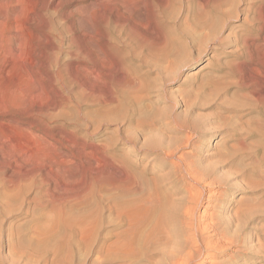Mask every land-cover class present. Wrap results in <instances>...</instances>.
Here are the masks:
<instances>
[{
	"label": "rangeland",
	"instance_id": "obj_1",
	"mask_svg": "<svg viewBox=\"0 0 264 264\" xmlns=\"http://www.w3.org/2000/svg\"><path fill=\"white\" fill-rule=\"evenodd\" d=\"M219 2L192 44L194 17ZM256 64L264 67V0H0V264H170L195 231L203 242L191 264H264ZM171 115L204 136L168 126ZM119 162L137 180L121 178ZM174 163L207 180L193 185ZM198 194L199 205L189 202ZM138 196L174 205L179 218L161 249L137 244L123 256L114 243L129 223L117 207Z\"/></svg>",
	"mask_w": 264,
	"mask_h": 264
},
{
	"label": "bare ground",
	"instance_id": "obj_2",
	"mask_svg": "<svg viewBox=\"0 0 264 264\" xmlns=\"http://www.w3.org/2000/svg\"><path fill=\"white\" fill-rule=\"evenodd\" d=\"M215 5H204L203 7H202V10H204L203 11V13L202 14H199L198 15V17L196 16V17H194V19L195 20H193V22H192V25H193V28L190 30V31H188V32H186L185 33V35H187V37H188V39L190 40V42L192 43V44H194V45H196L198 42V40H197V34L199 35V33L202 31V33H203V31H205V30H207L209 27H210V19H211V17H213V16H216V15H218V14H220V10H221V7L224 5V4H220V2L219 3H214ZM204 15V16H203ZM210 16V18H209V16ZM204 17V18H203ZM263 18L261 17V14L259 15V18H258V20H262ZM257 20V21H258ZM187 30H189V29H187ZM199 32V33H198ZM202 35V34H201ZM205 35V34H204ZM209 38V37H208ZM211 39V38H210ZM215 39V38H214ZM204 40V39H203ZM208 40V39H207ZM212 40H213V38H212ZM209 41V40H208ZM202 42V41H201ZM210 42V41H209ZM248 41H247V39H244L242 42H239V44H245V43H247ZM200 44V43H199ZM183 46H184V44H183ZM241 46V45H240ZM181 48V47H180ZM194 48V47H193ZM199 48V47H198ZM215 48V47H214ZM182 49V48H181ZM186 49V48H185ZM200 50V49H199ZM181 51H183V50H181ZM202 51H204L203 49H202ZM187 56V55H186ZM182 57V56H181ZM183 57H184V55H183ZM177 61V60H176ZM191 61V60H190ZM175 62V61H174ZM180 62V61H179ZM189 62V61H188ZM180 63H182V62H180ZM216 63V62H215ZM183 64V63H182ZM229 64V63H228ZM169 65V64H168ZM173 65V64H172ZM180 65V64H179ZM184 65V64H183ZM176 66V65H175ZM233 65H231V67H232ZM169 67H171V65L169 66ZM185 67V66H184ZM230 67V68H231ZM242 68V66H241V64H239L238 66H237V68H234L233 70H235L236 69V72L237 71H240V70H242L241 69ZM168 69V68H167ZM252 69V68H251ZM251 69H250V71H251ZM224 70V68H222L221 66H215L214 67V71H218V72H222ZM254 70H255V72L257 73V77H255L256 79L257 78H259V80L261 81V79H264V67L263 66H259V65H257L256 64V67H254ZM241 72V71H240ZM242 75H243V73H242ZM242 77V76H241ZM243 78V77H242ZM244 79V78H243ZM168 80V79H167ZM258 80V79H257ZM135 81V80H134ZM202 81H204V80H202ZM239 82H240V80H238ZM244 81V80H243ZM206 81H204V83H205ZM237 84H239V83H237ZM240 84H241V82H240ZM142 85V84H141ZM207 85V84H206ZM244 85H245V83H243L242 85H241V88H243L244 89ZM217 86V85H216ZM239 86V85H238ZM237 86V87H238ZM135 87V86H134ZM199 87V86H198ZM210 87V86H209ZM214 87H215V84H214ZM139 88V87H138ZM240 88V87H239ZM246 88V87H245ZM250 88V87H249ZM137 89V88H136ZM135 89V90H136ZM142 89V88H141ZM161 89V88H160ZM139 90V89H138ZM141 91V90H140ZM199 91V90H198ZM198 91H197V93H198ZM220 91V90H219ZM261 92L260 93H255V95H256V100H257V104H259V106L257 105V107L258 108H255L256 109V111L257 112H259V113H261V112H264V110H262L261 111V108L264 106V100H263V96H264V89H262V90H260ZM202 92V91H201ZM215 92H217V91H215ZM143 93V92H142ZM141 93V94H142ZM148 93V92H147ZM194 93V92H193ZM135 94V93H134ZM189 94V93H188ZM201 94V93H200ZM145 95V94H144ZM149 96V95H148ZM164 96V95H163ZM200 96V95H199ZM205 96V95H204ZM139 97V96H138ZM206 97V96H205ZM140 98H141V96H140ZM143 98V97H142ZM146 98V97H145ZM163 98V97H162ZM195 98V97H194ZM136 99H139V98H135V100ZM147 99V98H146ZM134 100V101H135ZM136 101H138V103H139V101L140 100H136ZM188 101V100H187ZM195 102V101H194ZM184 103V102H183ZM149 104H151V102L149 103ZM191 104V103H190ZM207 104V103H206ZM187 105H188V103H187ZM203 105H205V104H203ZM202 105V106H203ZM146 106V105H145ZM150 106H153V105H150ZM191 106V105H190ZM200 106V105H199ZM154 108V107H153ZM188 108V107H187ZM189 109H192L191 107L189 108ZM157 110V109H156ZM170 110V109H169ZM173 110V109H172ZM191 111V110H190ZM154 112V111H153ZM161 112H162V110H161ZM160 112V113H161ZM140 113V112H139ZM159 114V113H158ZM164 115V114H163ZM144 116V115H143ZM153 116V115H152ZM189 117V116H188ZM164 118V117H163ZM165 119L166 120H168L167 122V125L169 126L171 123H173V124H176L177 126H178V129H180V130H185V132H189V134L191 133L193 136L194 135H198V136H200V137H202V136H204V130H203V127L202 126H200V125H198V124H194V123H189V122H181L180 120H177L176 118H173L172 117V115H171V117L170 118H166V116H165ZM185 119V118H184ZM196 119V118H195ZM146 121V120H145ZM202 121H203V119H202ZM165 123V122H164ZM203 123V122H202ZM145 124V123H144ZM151 124V123H150ZM143 125V124H142ZM148 125V124H147ZM153 125V124H152ZM146 126V125H145ZM152 127V126H151ZM151 131V130H150ZM161 131V130H160ZM254 131V130H253ZM156 132V131H155ZM240 132V131H239ZM243 132V131H242ZM157 135V134H156ZM188 135V134H187ZM185 136V135H184ZM191 136V135H190ZM188 137V139H187V137H186V139H187V143H189L190 141H191V139L193 138L192 136L191 137ZM250 136H261L260 134H258V133H256V132H252L251 134H250ZM158 137H159V135H158ZM170 137V136H169ZM172 138H173V136H171ZM249 137V136H248ZM247 137V138H248ZM184 138V137H183ZM210 138V137H209ZM185 139V138H184ZM180 140H181V138H180ZM184 142V141H183ZM242 142H244V141H242ZM191 143V142H190ZM151 144L153 145L154 143L153 142H151ZM150 143H149V145H151ZM162 144V143H161ZM244 144V143H243ZM243 144H240V145H243ZM147 146L148 148L147 149H149V147L150 146ZM151 145V146H152ZM158 145V144H157ZM180 145V144H179ZM191 145V144H190ZM159 146V145H158ZM163 146V145H162ZM244 146V145H243ZM153 147H154V145H153ZM169 147H170V145H169ZM183 147H184V145H183ZM159 148V147H158ZM264 148V147H263ZM155 149H156V147H155ZM177 149V148H176ZM161 150V153L164 155V157L167 159V160H172L174 157H175V154H174V151H171L170 150V148L169 149H167V148H161L160 149ZM264 150V149H263ZM178 151V150H177ZM177 155V154H176ZM182 157V156H181ZM146 158H149V156L148 155H144V157H143V159H146ZM263 159V158H262ZM150 160V162L151 161H153L154 160V158H150L149 159ZM181 160V159H180ZM122 161V160H121ZM264 162V161H263ZM122 163H123V161H122ZM121 162H119V170H120V175H121V173L123 174L122 175V177L121 178H123V176H126V178H127V180H128V178L130 179V178H132V177H134V175H132V177H130L131 176V174H129L128 172H126V170L124 169V166H123V164H122ZM175 164V166H176V168H178V171H177V173H176V175H178L179 176V174L181 173V171H183V173L184 172H186L187 173V175L189 176V178H190V180H191V182L193 183V185H200V184H202L204 181H205V179H206V175H204L205 174V172H204V174H203V176L205 177L204 179H203V177L201 176L202 174H200V176L199 177H201V178H198V177H193V175H192V173H191V171H193L192 169H191V166L189 167V168H187V169H184V167L181 165H178V163H174ZM188 164V163H187ZM192 164V163H191ZM187 166V165H186ZM188 166H189V164H188ZM193 166V165H192ZM186 168V167H185ZM180 170V171H179ZM129 171V170H128ZM196 171H197V169L195 170V173H196ZM201 171H203V170H201ZM206 171V170H205ZM180 172V173H179ZM198 172V171H197ZM209 172V171H208ZM191 173V174H190ZM203 173V172H202ZM198 174V173H197ZM206 174H208V173H206ZM210 174H211V172H210ZM196 175V174H195ZM213 175V174H212ZM128 176V177H127ZM208 177L207 178H209V175H207ZM135 178V177H134ZM133 178V179H134ZM187 178V177H186ZM215 178V177H214ZM136 179V178H135ZM181 179H182V177H181ZM125 180V178L123 179V181ZM137 180V179H136ZM135 180V181H136ZM158 180V179H157ZM207 180V179H206ZM215 180V179H214ZM218 180V179H217ZM158 181H160V180H158ZM132 182V181H131ZM141 182V181H140ZM180 182V181H179ZM137 184L139 183L138 181L136 182ZM136 183L134 182V185H132V186H134V188H135V186H137L136 185ZM156 183V182H155ZM215 183V182H214ZM216 183H218V182H216ZM221 183V182H220ZM131 184V183H130ZM159 184V183H158ZM179 184V183H178ZM228 184V183H227ZM125 185V184H124ZM141 185V184H140ZM131 186V185H130ZM160 186V185H159ZM225 186V185H224ZM125 187H127V186H125ZM156 187V186H155ZM204 187H206V186H204ZM121 188V187H120ZM137 188H139V187H137ZM136 188V189H137ZM169 188V187H168ZM178 188V187H177ZM122 189V188H121ZM124 190L126 189V188H123ZM157 189V188H156ZM159 189V188H158ZM157 189V190H158ZM126 190H128V189H126ZM131 190V189H130ZM139 190V189H138ZM141 190V189H140ZM139 190V191H140ZM190 190V189H189ZM138 191V193H140ZM179 191H180V188H179ZM156 192V191H155ZM154 192V193H155ZM159 192H161V191H159ZM204 192V191H203ZM126 193H128V192H126ZM135 193V192H134ZM133 193V191H132V194L133 195H135ZM136 193H137V191H136ZM153 193V194H154ZM158 193V192H157ZM156 193V194H157ZM161 193H163V192H161ZM173 194H178V189H176L175 191H173L172 192ZM190 194H191V190H190V192H189ZM188 193V194H189ZM128 194H131L130 193V191H129V193ZM131 194V195H132ZM141 194V193H140ZM151 194L152 193H150V196H151ZM143 195H145V193L143 194ZM199 195V194H198ZM197 195V196H198ZM120 196V195H119ZM125 196H126V194H125ZM125 196H123V197H125ZM130 196V195H129ZM158 196V195H157ZM156 196V197H157ZM164 196V195H163ZM171 196V195H170ZM221 196V195H220ZM127 197H128V195H127ZM148 197V196H147ZM152 197V196H151ZM189 197V196H188ZM188 197L186 198V199H188ZM219 197V196H218ZM222 197V196H221ZM126 198V197H125ZM134 197H132V199H128L127 198V200H130V201H128V202H126V203H124V204H117L119 207H117L118 208V211H119V213L118 214H121L120 216H122L123 218H124V221L126 222V221H128V223H129V230L127 231V232H125V233H122V234H119L118 235V237H117V240H116V244L114 243V245H115V247H116V249H118V250H120L122 253H123V256H124V254H125V256L126 255H128L129 256V254H130V251H132V250H137V248L138 247H136V245L137 244H139V245H144V248L146 247L147 248V251L149 252V253H152L153 251H155L156 249H157V247L159 246V245H161L162 244V242H164V241H166V242H168L167 241V239L168 238H166V237H161V235L165 232L164 231V229H166L168 226H169V222L171 221V220H173L172 222H174V220H176L177 218H179L178 216V211L177 210H179V209H173L174 208V205H172L171 204V206L170 207H172L173 206V208L172 209H162V208H160V206L158 207V205H157V207L155 206L156 204H152L153 202L151 201L152 199L151 198H146V199H144V198H142V197H139L138 196V199L137 198H135V199H133ZM167 198V197H166ZM180 198V197H179ZM151 199V200H150ZM155 199V198H154ZM153 199V200H154ZM158 199L160 200V197L159 198H157V201H158ZM171 199V198H170ZM174 199V198H173ZM124 200V199H123ZM126 200V201H127ZM178 200V199H177ZM183 200V199H182ZM201 200H203V194H201V195H199V197L198 198H190V201L189 202H191V201H193L195 204H197V205H199V203H201ZM156 201V200H155ZM165 201V200H164ZM171 201V200H170ZM125 202V201H124ZM121 203H123V202H121ZM157 203H160V201L159 202H157ZM161 203H162V200H161ZM164 203H166V202H164ZM171 203V202H170ZM174 203V202H173ZM178 203V202H177ZM181 203V202H180ZM256 204V203H255ZM254 204V205H255ZM160 205V204H159ZM163 205H165V204H163ZM180 206V205H179ZM247 206V205H246ZM163 207H165V206H163ZM169 207V208H170ZM252 207V206H251ZM182 209V208H181ZM184 209V217H185V220H191V218H192V214H191V210L190 209H188V208H186V210H185V208H183ZM241 210V209H240ZM239 210V211H240ZM248 210V209H247ZM180 212H181V210H180ZM183 212V211H182ZM178 220V219H177ZM183 220V219H182ZM238 220V219H237ZM157 221V222H156ZM154 222V223H153ZM178 222V221H177ZM171 223V222H170ZM182 223V222H181ZM187 223V222H186ZM185 223V224H186ZM217 223H219V222H217ZM177 224V223H176ZM184 224V225H185ZM245 224V223H244ZM182 225V224H181ZM175 226V225H174ZM187 227V226H186ZM218 227H220V225L218 226ZM178 228V227H177ZM172 231V230H171ZM219 231H221V230H219ZM236 231V230H235ZM178 232V234H176L177 236L179 235V231H177ZM188 232V231H187ZM196 233H193L192 234V237H190L189 236V238H187L188 240H190L191 242H188V240H186V242H184V243H187L188 245H189V247H188V252L186 251V250H184V252L186 251V253H183L182 251H179V250H181V246H179L178 244H176V248L175 249H177V251L175 250V253L176 252H178L177 253V255H174V257L172 256V255H170L169 254V256H171L170 258V264H191V262H192V260L195 258V257H197V255L198 254H200L199 253V246H198V244L200 243V242H203L202 241V232L200 233V231H195ZM173 233H176L175 231L174 232H171L170 234H173ZM240 233V232H239ZM227 234V233H226ZM175 235V234H174ZM174 235H173V237H174ZM175 235V236H176ZM171 236V235H170ZM181 236V235H180ZM225 236V235H224ZM235 236V235H234ZM172 237V236H171ZM179 237V236H178ZM177 237V238H178ZM181 237H183V236H181ZM229 237V236H228ZM175 238V237H174ZM233 239V238H232ZM234 239H236V238H234ZM233 239V240H234ZM203 240H204V238H203ZM209 240V239H208ZM226 240V239H225ZM230 240V239H229ZM257 240H258V238H257ZM178 241V240H177ZM184 241V240H183ZM182 241V242H183ZM207 241V240H206ZM224 241V240H223ZM236 241V240H235ZM237 241H239V240H237ZM174 242V241H173ZM170 243V242H169ZM168 243V244H169ZM180 243H181V241H180ZM204 243H205V241H204ZM228 243H230V242H228ZM233 242H231V244H232ZM235 243V242H234ZM238 243V242H237ZM168 244H167V246H168ZM172 245V244H171ZM186 246V245H185ZM114 247V248H115ZM223 247V246H222ZM237 247V246H236ZM264 247V246H263ZM139 249V248H138ZM158 249H161V248H159L158 247ZM168 249V248H167ZM204 249V248H203ZM162 250H164L163 248H162ZM217 250H219V249H217ZM139 251H140V249H139ZM160 252V251H159ZM171 252V251H170ZM169 252V253H170ZM174 252V251H173ZM206 252V251H205ZM138 253V252H137ZM156 253V252H155ZM172 253V252H171ZM258 253V252H257ZM142 254V253H141ZM154 254V253H153ZM164 254V253H163ZM202 254V253H201ZM140 255V254H139ZM168 255V254H167ZM143 256V255H142ZM169 256H166L165 258L167 259V258H169ZM140 257V256H139ZM144 257V256H143ZM142 257V258H143ZM126 258V257H125ZM128 258H130V257H128ZM141 259V258H140ZM137 260V259H136ZM135 260V261H136ZM160 262V261H159ZM147 263V262H146ZM155 263H157V262H155Z\"/></svg>",
	"mask_w": 264,
	"mask_h": 264
}]
</instances>
